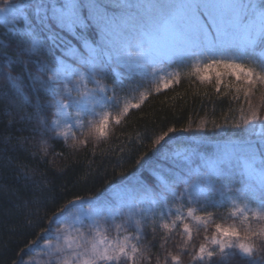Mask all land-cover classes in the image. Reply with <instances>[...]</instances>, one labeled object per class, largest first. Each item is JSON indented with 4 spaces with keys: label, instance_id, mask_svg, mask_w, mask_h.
I'll use <instances>...</instances> for the list:
<instances>
[{
    "label": "snow or ice",
    "instance_id": "6c2138e0",
    "mask_svg": "<svg viewBox=\"0 0 264 264\" xmlns=\"http://www.w3.org/2000/svg\"><path fill=\"white\" fill-rule=\"evenodd\" d=\"M3 5L0 26L9 43L0 49L12 48L32 95L25 92L24 76L6 71L13 62L7 51H0L5 82L0 95L12 93L10 107L30 105L33 113L20 118H35L43 130L62 135L61 125H87L105 137L110 120L119 124L152 91L179 82V72L165 71L173 63L190 66L201 82L214 73L217 90L222 77H234L240 83L233 86L248 103V114L241 109L230 125L241 130V138L217 145L211 156L202 151L207 137H176L189 129L170 127L151 138V155L145 152L137 162L147 176L133 173L57 208L49 227L38 234L48 264H141L149 259L148 246L140 244L144 228L151 226L155 233L157 223L164 232L161 248L180 228L183 244L177 254H167L172 264H181L193 233L201 229L204 242L190 253L195 264L231 259L264 264V116L259 115L264 94L255 105L251 100L253 90L264 87V0H3ZM144 83L154 87L139 91L136 102L122 97ZM114 107L119 111L111 116L108 109ZM46 109L53 110L50 123L41 115ZM208 130L199 124L192 132ZM41 194L42 189L35 193ZM224 203L230 206L225 219L232 218L231 224L203 211ZM53 223L59 228L48 238ZM37 243L30 241L26 248Z\"/></svg>",
    "mask_w": 264,
    "mask_h": 264
},
{
    "label": "trees",
    "instance_id": "16d2710c",
    "mask_svg": "<svg viewBox=\"0 0 264 264\" xmlns=\"http://www.w3.org/2000/svg\"><path fill=\"white\" fill-rule=\"evenodd\" d=\"M3 6V0H0V7ZM8 43L5 28L0 26V45ZM0 51L9 53L13 62L6 71L24 76L25 92L31 97V86L22 72V65L14 62L12 48H2ZM57 55H60L59 49ZM67 62L72 63L71 58H67ZM2 64L4 57L0 55ZM165 71L179 72V82L172 83L158 93L152 91L140 107L131 109L119 124L110 120L105 137H98L87 125L83 129L61 125L58 131L62 135H57V131L43 130L35 118L32 121L20 118L25 113H33L34 109L30 105H25L22 110L10 107L12 93L9 92L7 98L0 95V264H48V257L39 251L44 240L38 234L41 228L49 227L52 213L76 196L94 195L109 183L130 178L133 173L147 176V168L140 169L137 162L145 152L151 155L150 140L154 135L170 127L178 130L188 128L189 132H177L174 135L207 137L202 151L208 156L214 153L217 145L241 138V130L230 126L241 116V109L245 115L248 114V103L243 91L238 93L233 86L240 82L235 81L234 77L224 76L217 90L214 73L210 72L211 78L201 82L191 74L190 66L173 63L165 66ZM106 82L111 83V77ZM153 87L152 83H144L138 90L121 95L124 99L136 102L139 91ZM4 88L5 82L0 77V93ZM253 91L251 100L255 105L260 102L264 87L258 85ZM42 99L46 100L47 97ZM108 111L111 116H115L119 109L114 107ZM41 115L49 123L54 119L52 109H46ZM259 115L264 116V107L260 109ZM199 124H206L209 130L193 133L192 130ZM214 124L223 127L215 128ZM26 172L30 174L27 177ZM41 189V196H36L35 193ZM169 200L174 203L171 197ZM229 207L227 203L218 208L208 205L203 211L214 213L216 222L231 224L232 218L225 219ZM155 227V233L151 226L144 228V238L140 244L148 246L149 259L142 260L141 264H156L157 257L160 264H172L167 254L179 252V246L183 244L180 228L168 234V243L161 248L164 232L159 228V223ZM57 228L59 224H51L48 238L55 236ZM213 230L214 225L210 224L207 232L209 237ZM109 235H115V232L110 231ZM204 236L203 229L193 233V240L181 255V264H195L190 253L204 242ZM30 241L38 243L26 248ZM227 264L245 262L231 259Z\"/></svg>",
    "mask_w": 264,
    "mask_h": 264
},
{
    "label": "rangeland",
    "instance_id": "374dc122",
    "mask_svg": "<svg viewBox=\"0 0 264 264\" xmlns=\"http://www.w3.org/2000/svg\"><path fill=\"white\" fill-rule=\"evenodd\" d=\"M109 2H111V0H109ZM43 246V245H42ZM42 246L40 247V252L43 254V249H42Z\"/></svg>",
    "mask_w": 264,
    "mask_h": 264
}]
</instances>
